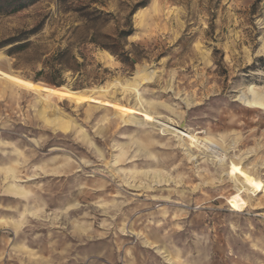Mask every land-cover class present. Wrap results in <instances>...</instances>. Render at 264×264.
Listing matches in <instances>:
<instances>
[{
  "label": "rangeland",
  "instance_id": "1",
  "mask_svg": "<svg viewBox=\"0 0 264 264\" xmlns=\"http://www.w3.org/2000/svg\"><path fill=\"white\" fill-rule=\"evenodd\" d=\"M140 1L37 0L0 14V67L74 90L145 69L143 107L217 138L227 163L88 102L51 97L69 115L54 129L36 92L0 78V264H264V110L237 98L249 84L264 95V68H252L264 0ZM108 92L135 109L131 93ZM153 169L170 180L141 173Z\"/></svg>",
  "mask_w": 264,
  "mask_h": 264
},
{
  "label": "bare ground",
  "instance_id": "2",
  "mask_svg": "<svg viewBox=\"0 0 264 264\" xmlns=\"http://www.w3.org/2000/svg\"><path fill=\"white\" fill-rule=\"evenodd\" d=\"M137 72V71H136ZM149 73L142 69L141 73L133 76L131 81L120 82L114 80L112 82L99 85L93 88H83L82 90L69 89L67 86H59L57 88L52 87L51 85H46L42 82L30 81L24 78H21L18 74L16 75L11 69H4L0 67V78L5 79L6 81L12 83L13 85L19 86L30 92H36L39 98L41 99L39 107L37 109V115L43 120L45 125L53 127L54 129H63L67 128V118L69 115H66L57 105V103L50 98L55 96L59 100L69 99L76 105H81L83 102H88L90 105L100 108H114L116 113L122 116V119L126 121L127 119H135L139 124L147 123L157 126L162 132H167L174 138H176L181 144L186 145L187 153L186 155L194 156L193 148L199 152L205 153L210 159L218 162L221 166L225 165L226 159V150L223 143L217 141V138H213L209 135L202 134L203 131H190L185 128H182L180 124L175 123L171 118L159 114H153L151 110L143 107L141 96H139L138 86L142 84L141 82L148 81ZM120 87L122 92L131 93L135 97V109L131 110L130 107L122 105L120 103H114L113 97L109 95V89ZM237 98L242 102L246 108L253 109H262L264 110V95L263 93L257 91L252 84L247 86L246 91L238 92ZM133 111V112H132ZM163 134V133H162ZM165 135V134H164ZM143 141L150 144L153 141V138L150 133L144 134ZM193 159V157H192ZM143 175H148V178L153 182H168L170 177L161 176L160 171L153 169L151 171L141 172ZM147 173V174H146ZM243 175L247 176V171L243 170L241 172ZM172 178V177H171ZM251 179V178H250ZM246 188L253 190L257 188L259 184H253V181L245 183ZM143 186V185H139ZM149 186V185H148ZM261 189L264 194V183L261 184ZM242 198L239 194H235L230 201V207L232 211H241L243 208L240 203ZM235 205V207H234ZM148 244V243H147Z\"/></svg>",
  "mask_w": 264,
  "mask_h": 264
},
{
  "label": "trees",
  "instance_id": "3",
  "mask_svg": "<svg viewBox=\"0 0 264 264\" xmlns=\"http://www.w3.org/2000/svg\"><path fill=\"white\" fill-rule=\"evenodd\" d=\"M37 0H0V14H12L18 10H21ZM149 0H141L136 7H144ZM111 51V50H110ZM111 53H113L111 51ZM252 64V68L263 69L264 68V54L263 56L256 57ZM258 64V65H257ZM59 87V86H58Z\"/></svg>",
  "mask_w": 264,
  "mask_h": 264
},
{
  "label": "snow or ice",
  "instance_id": "4",
  "mask_svg": "<svg viewBox=\"0 0 264 264\" xmlns=\"http://www.w3.org/2000/svg\"><path fill=\"white\" fill-rule=\"evenodd\" d=\"M234 207H235V205H234Z\"/></svg>",
  "mask_w": 264,
  "mask_h": 264
}]
</instances>
